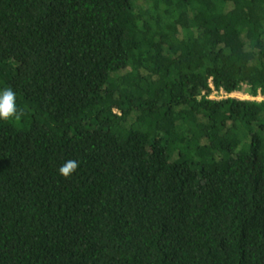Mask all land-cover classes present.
Wrapping results in <instances>:
<instances>
[{"label": "trees", "instance_id": "obj_1", "mask_svg": "<svg viewBox=\"0 0 264 264\" xmlns=\"http://www.w3.org/2000/svg\"><path fill=\"white\" fill-rule=\"evenodd\" d=\"M244 85L264 0H0V264H264V101L209 98Z\"/></svg>", "mask_w": 264, "mask_h": 264}, {"label": "clouds", "instance_id": "obj_2", "mask_svg": "<svg viewBox=\"0 0 264 264\" xmlns=\"http://www.w3.org/2000/svg\"><path fill=\"white\" fill-rule=\"evenodd\" d=\"M26 114V110L17 104V94L11 87L0 90V120L20 122ZM79 163L75 160L65 161L59 168V173L65 178L77 171Z\"/></svg>", "mask_w": 264, "mask_h": 264}, {"label": "rangeland", "instance_id": "obj_3", "mask_svg": "<svg viewBox=\"0 0 264 264\" xmlns=\"http://www.w3.org/2000/svg\"><path fill=\"white\" fill-rule=\"evenodd\" d=\"M249 90H250V88L247 85H244L243 89L241 91H237V92H234L232 94H230L224 90L226 93H228L227 97L223 96L222 94H220L219 97H221V98L232 97V98H238L240 100H248V101H255V102H263L264 101V96H262L261 94H258V96H252L250 94Z\"/></svg>", "mask_w": 264, "mask_h": 264}, {"label": "built area", "instance_id": "obj_4", "mask_svg": "<svg viewBox=\"0 0 264 264\" xmlns=\"http://www.w3.org/2000/svg\"><path fill=\"white\" fill-rule=\"evenodd\" d=\"M212 88H213V92H212V94L209 97L210 99H213V100H221V99H223L224 97L223 98L219 97L220 94H222L223 96L227 97L228 93H226L223 89L217 90L213 86H212Z\"/></svg>", "mask_w": 264, "mask_h": 264}]
</instances>
